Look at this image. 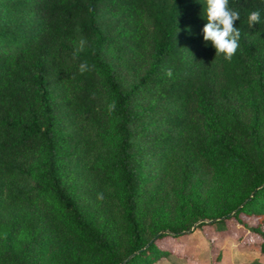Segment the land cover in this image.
<instances>
[{"label": "trees", "instance_id": "16d2710c", "mask_svg": "<svg viewBox=\"0 0 264 264\" xmlns=\"http://www.w3.org/2000/svg\"><path fill=\"white\" fill-rule=\"evenodd\" d=\"M229 7L224 61L196 0H0V264H156L199 220L264 256V0Z\"/></svg>", "mask_w": 264, "mask_h": 264}, {"label": "rangeland", "instance_id": "374dc122", "mask_svg": "<svg viewBox=\"0 0 264 264\" xmlns=\"http://www.w3.org/2000/svg\"><path fill=\"white\" fill-rule=\"evenodd\" d=\"M159 245L171 254L156 264H264L255 237L236 225L228 233L196 228L178 238H166Z\"/></svg>", "mask_w": 264, "mask_h": 264}, {"label": "clouds", "instance_id": "9594fccd", "mask_svg": "<svg viewBox=\"0 0 264 264\" xmlns=\"http://www.w3.org/2000/svg\"><path fill=\"white\" fill-rule=\"evenodd\" d=\"M200 4V18L204 21L201 39L205 47L214 50V57L230 61L235 54L240 40V30L233 27V22L240 19V13L229 7V0H196ZM262 21L260 10L247 13L246 23L249 28ZM84 46L80 40L73 52L75 56ZM86 64L79 65V71L86 70ZM170 74V73H169Z\"/></svg>", "mask_w": 264, "mask_h": 264}, {"label": "water", "instance_id": "95a60500", "mask_svg": "<svg viewBox=\"0 0 264 264\" xmlns=\"http://www.w3.org/2000/svg\"><path fill=\"white\" fill-rule=\"evenodd\" d=\"M239 209H240V208H238L236 211H238ZM231 214H233V213H231ZM231 214H229L228 216H230ZM221 219H223V218H221ZM214 221H215V220H212V221L199 220V221H197L196 223H194V224L192 225V227H191L188 231L183 232L182 234L193 232V231L197 228V226H199V225L202 224V223L210 224V223H213ZM160 234H161V233H159L158 235H156V237L159 236Z\"/></svg>", "mask_w": 264, "mask_h": 264}]
</instances>
